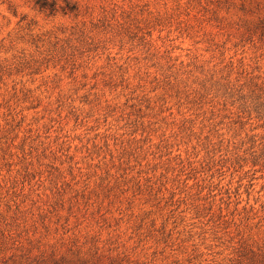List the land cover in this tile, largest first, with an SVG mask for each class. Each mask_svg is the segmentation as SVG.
Segmentation results:
<instances>
[{
	"label": "rangeland",
	"instance_id": "rangeland-1",
	"mask_svg": "<svg viewBox=\"0 0 264 264\" xmlns=\"http://www.w3.org/2000/svg\"><path fill=\"white\" fill-rule=\"evenodd\" d=\"M53 1L0 0V264H264V0Z\"/></svg>",
	"mask_w": 264,
	"mask_h": 264
},
{
	"label": "trees",
	"instance_id": "trees-1",
	"mask_svg": "<svg viewBox=\"0 0 264 264\" xmlns=\"http://www.w3.org/2000/svg\"><path fill=\"white\" fill-rule=\"evenodd\" d=\"M37 3L44 9L50 8L53 11L58 9L56 2L53 0H37ZM63 9H66V7ZM255 109L259 112L261 118L264 119V90L256 96Z\"/></svg>",
	"mask_w": 264,
	"mask_h": 264
}]
</instances>
